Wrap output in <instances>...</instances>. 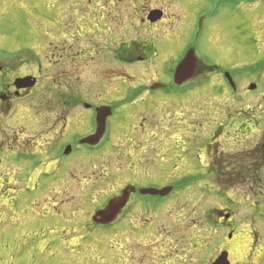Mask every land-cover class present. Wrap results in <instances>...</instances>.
<instances>
[{
	"label": "rangeland",
	"instance_id": "374dc122",
	"mask_svg": "<svg viewBox=\"0 0 264 264\" xmlns=\"http://www.w3.org/2000/svg\"><path fill=\"white\" fill-rule=\"evenodd\" d=\"M154 9L163 10L164 19L151 24L146 20ZM200 15L205 21L196 40L195 57L206 66L199 77L208 73V66H216L231 73L238 93L224 78L214 75L218 72L214 70L210 72L213 76H207L203 86L185 99L164 103L160 94L153 98L156 105L153 101L142 103L139 114H131L127 108L117 110L109 121L111 142L104 155L92 163L87 161L92 157L88 149L76 144L74 138L87 128L91 131L92 123L82 131L75 123L58 139V145L71 142L76 150L59 158L52 170L47 168L51 166L48 154L44 157L46 167L39 166L37 158H18L22 137L34 135L37 145L33 150L41 151L48 133L38 132L34 121L26 120L27 109L19 112L22 118L18 120L16 115L0 114V264H187L179 260L185 255L182 251L198 240L190 237L198 232L190 231L215 229L207 223L205 213L234 209L237 204L233 202L245 197L254 198L255 204L236 210L244 216L248 210L249 226L264 236V169L239 175L211 168L202 172L195 168L198 164L191 148L196 136L208 140L215 127L228 128L237 117L246 122L255 143H264V0H240L236 7L232 0H0V61L29 60L32 65L26 69L42 71L52 90L53 80L49 82L47 77L60 63L72 59L78 63L71 68L73 85H89L94 95L102 96L98 91L106 92L107 86L121 81L120 90L132 92L139 86L169 82L164 72L167 62L169 65L197 36L193 37ZM137 43L153 46L155 55L140 65L114 62L115 49H130ZM108 53L111 61H101ZM113 69L119 71L113 73ZM251 85L256 89L250 91ZM253 115L259 121H250ZM238 125L232 127V133ZM22 126L27 136H20ZM155 135L164 141L165 149H170L165 135L190 146V157L184 160L188 167L173 174L174 183L179 184L175 183L169 203L144 206L137 201L122 223L95 227L92 217L125 183L118 178V171L125 172L126 181L127 176L133 178L128 157L134 159L140 141L156 140ZM226 139L230 140L222 143L220 152L232 151L233 138ZM139 154L150 156L145 150ZM122 164L125 167H119ZM169 166L164 169H171ZM112 172L117 175L111 176ZM152 175L135 178L143 185L161 186L171 172L158 170ZM252 176L257 178L253 182ZM131 221L133 227H140L138 231L128 230ZM241 223L242 230L249 229L246 222Z\"/></svg>",
	"mask_w": 264,
	"mask_h": 264
},
{
	"label": "flooded vegetation",
	"instance_id": "af4514ba",
	"mask_svg": "<svg viewBox=\"0 0 264 264\" xmlns=\"http://www.w3.org/2000/svg\"><path fill=\"white\" fill-rule=\"evenodd\" d=\"M146 21L148 22V20ZM146 21L143 20L142 23L146 24ZM132 47H130V49L120 47L115 49L113 52L114 62H116L117 59L126 64L140 65L145 64L146 59L152 56L149 53L151 49L154 50L152 54L155 55L156 49L153 46L148 47L137 43ZM109 58L110 56L108 53V56L104 55L100 60L108 62L111 59ZM84 62H89V60L85 59ZM180 62L181 60H179L178 55L174 60H171L169 65L167 62L168 68L164 70V72L166 75H169H167L169 77V82L156 83L160 84V86H139L132 92H123L120 90L121 85H123L120 81L121 84H116V86H107L106 92L98 91L102 96H96L94 95V92L91 91L92 87L89 85H84L82 83L79 85H73V73L71 68L73 65L74 68H76L75 66H78L76 60L73 61L71 59L64 64L60 63L58 69L52 70L54 73L47 77L49 82L53 80L54 88L52 90H49L51 88L47 86L44 79L45 76L40 74L42 71H37V74L34 70L26 69V67H31L32 65H30L29 60L20 61V63L8 59L7 61H0V114L9 116L16 115L14 119L18 120L22 118L18 115L19 112L27 109L26 120H30L32 123L34 121L35 124H33L37 125L38 132H42L44 135L46 131L48 132L46 133V135H48H45V139L42 140L43 149L41 151L39 149L34 151L33 147L37 145V143L33 142L35 136L28 137L24 126H22L20 130L18 129L21 133L20 136H27V138L22 137L24 140H22L20 147L17 148V151H19L18 158H22V160H33L37 158L40 159L38 165L46 167V160H44V157L48 154L50 158H47L51 166L47 168L52 170L55 168V165L53 164L57 165L60 163L58 160L59 158L67 156L64 154L67 147H70V154L68 156L72 155L76 150L71 142H67L62 147H59L58 139L63 137L64 134V136H66L75 123H79L78 126L81 131L85 126L87 128L89 123H92L91 131H88L87 128L84 132L74 134V138L77 139L76 144L81 145L79 143L81 140L94 135L96 132L97 110L100 108H110L112 110V116L107 120L106 134L100 141V144H98L97 147H90L88 144L81 145L88 149L92 156L91 158H87L90 160L83 159V161L87 160L92 163L95 160H98L106 152V144L111 142L110 139L113 132L109 121L116 115L117 110L127 108L132 110L131 114H139L141 113L139 111V106L142 103L148 105L157 95L162 94L165 97L162 102L167 103L171 102L173 99L175 100V98L185 99L188 94L196 92L195 90L198 89L197 87L185 92H181L180 90L184 89L188 83H195L193 81L202 78L199 77V74L204 70L206 65H203L200 61L199 68L193 79L182 86H177L174 85L173 80L174 68ZM47 69L49 70V67ZM115 71L113 69V73H115ZM216 76L221 77L222 74ZM122 77L125 76L123 75ZM25 78H30L28 79L29 83H33V86L29 85L28 87L24 86L23 88H18L16 84L17 80ZM25 85L27 84L25 83ZM224 87L227 89L226 86ZM232 91L238 93L239 89L237 84L234 89L232 88ZM156 104L157 102L153 101V105ZM149 106H151V104ZM135 110L137 112H135ZM235 119L236 120L230 122L228 128H226L225 125H218L215 127L208 140L200 139L199 136L195 137L197 140H193L194 145L191 148L192 151H194V161L198 164L195 167L196 169L204 172L202 169L211 168L210 170L215 172L220 170L222 172H232L233 174L238 175L248 172L253 174L254 172L259 171L258 169H264V143H261L263 141L255 143L252 138V133H247L248 125L246 122L239 117ZM240 120L241 123L238 125ZM252 120H254V122L259 121L255 115L250 119V121ZM236 125H238V129L236 130V133H232V127H235ZM225 130L227 131L224 132ZM168 136L165 135L163 137H165V139H170V141L165 140V142L170 145V149H165L166 145H164V141H158L159 139H157L156 135L152 136L153 139L156 138V140L145 139L140 141L135 147L136 151L134 159L132 155L128 157V162H130L128 166L129 175L133 176V178L127 176L126 181V175H124L125 172L118 171V178L125 183L121 186L117 195H113L107 199V203L112 198L120 196L127 188L134 187L136 192L131 194L130 200L120 218L116 222L109 224L107 227L122 223L125 213L131 208V205L137 201L144 206L169 203V199L176 189L174 186L176 181L174 183L175 178L173 177V174H180L181 168L185 169L188 167V163L184 160H188V157H190V146L185 142H181L182 140L179 138L175 141L172 135ZM226 136L233 138L234 141V144L229 145L230 149H232L229 153H226L223 150V152H220L222 143H226L230 140H227ZM183 138L185 137L183 136ZM27 139L32 140L28 141L30 144L27 143ZM46 140L48 141L46 146H49L47 150L45 148ZM31 143L35 144L31 146ZM112 146L115 149V146ZM39 147H41V145ZM223 148L225 149V146H223ZM144 150L150 153L149 157L139 154ZM169 163L171 169H164L165 167H168ZM123 166L125 167L123 164L119 167L123 168ZM158 170L171 172V175L167 176V181L161 186L143 185L135 178L137 176H142V174L152 177V174H156ZM53 172L55 173V171ZM115 174L117 175V172L114 174L112 172L111 176H115ZM254 179L257 178L252 176V182ZM169 188H171L172 191L167 197L142 195L140 192L142 189L162 190ZM251 193L252 196L255 194L254 192ZM233 203L237 204L236 206H232L235 207V210L229 209L225 212L222 210H214L205 213L204 217H206L207 223L215 229H201L200 231L196 229L190 231L191 234L198 232L196 236L193 234L190 236L198 240L194 245L189 242L188 247H185V251H182L185 255L182 258H179V260H184L187 264H215L223 254H226L229 264H264V236L260 235L259 230L249 226L251 214L248 210L247 215L245 216L239 214L238 210H236L238 207H242V205L247 207L250 203L254 205V198L245 197ZM258 204L260 206L261 203ZM242 221L246 222L245 226L249 227L246 231L241 229ZM131 222L132 224L130 222L128 223V230L131 232L138 231L140 227H133L135 222ZM223 228H229V230L223 231ZM239 259H241V261L237 262ZM170 260L171 259L168 258V261Z\"/></svg>",
	"mask_w": 264,
	"mask_h": 264
},
{
	"label": "water",
	"instance_id": "95a60500",
	"mask_svg": "<svg viewBox=\"0 0 264 264\" xmlns=\"http://www.w3.org/2000/svg\"><path fill=\"white\" fill-rule=\"evenodd\" d=\"M163 17L162 12L160 11H153L151 12L149 16V20L152 23H155L159 20H161ZM197 58L195 57V52L191 50L188 55L185 57L184 61L180 64V66L177 68L175 73V83L177 85L183 84L185 81L192 78L195 74V71L197 69ZM227 77H230L227 75ZM30 79V78H28ZM28 79H19L17 80L16 84L18 88H23L24 86L28 87L33 86V83H29ZM25 83L27 85H25ZM158 86V85H155ZM255 86L251 87V90H253ZM97 131L96 134L88 137L87 139H84L81 141L82 144H90V145H97L101 139L103 138L105 132H106V125H107V119L112 115L110 108H101L97 112ZM70 149L66 150V154H68ZM171 188L169 189H163V190H157V189H145L141 190V194L143 195H151V196H167L171 192ZM136 189L134 187L127 188L124 190L123 194L120 197H117L115 199H112L105 209L100 210L96 213V215L93 217V221L102 226H106L109 224H112L116 222L123 212V210L126 208L131 194L135 193ZM215 264H229L227 261L226 254H223Z\"/></svg>",
	"mask_w": 264,
	"mask_h": 264
},
{
	"label": "trees",
	"instance_id": "16d2710c",
	"mask_svg": "<svg viewBox=\"0 0 264 264\" xmlns=\"http://www.w3.org/2000/svg\"><path fill=\"white\" fill-rule=\"evenodd\" d=\"M238 2H240V0H232V5L234 6L235 4H237ZM154 52V50L153 49H151L150 50V54L151 55H153L152 53ZM261 66V65H260ZM257 68H258V66H257ZM218 70V68H216V67H208V69L207 70H209L208 72L210 73V72H212V71H214V70Z\"/></svg>",
	"mask_w": 264,
	"mask_h": 264
}]
</instances>
